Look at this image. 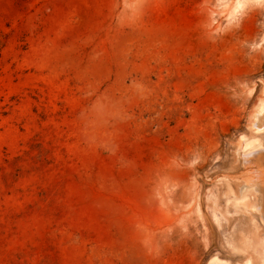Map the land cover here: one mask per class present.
Segmentation results:
<instances>
[{"label":"rangeland","instance_id":"rangeland-1","mask_svg":"<svg viewBox=\"0 0 264 264\" xmlns=\"http://www.w3.org/2000/svg\"><path fill=\"white\" fill-rule=\"evenodd\" d=\"M0 34V264L234 259L264 0H0Z\"/></svg>","mask_w":264,"mask_h":264},{"label":"water","instance_id":"water-1","mask_svg":"<svg viewBox=\"0 0 264 264\" xmlns=\"http://www.w3.org/2000/svg\"><path fill=\"white\" fill-rule=\"evenodd\" d=\"M257 82L261 87L249 115L248 134L231 143L228 167L216 177L224 184L222 203L236 215L222 234L234 259L213 256L206 264H264V79H257L254 86Z\"/></svg>","mask_w":264,"mask_h":264},{"label":"trees","instance_id":"trees-1","mask_svg":"<svg viewBox=\"0 0 264 264\" xmlns=\"http://www.w3.org/2000/svg\"><path fill=\"white\" fill-rule=\"evenodd\" d=\"M4 45H5V43L2 39V35L0 34V58H1V54H2V50L4 48Z\"/></svg>","mask_w":264,"mask_h":264}]
</instances>
